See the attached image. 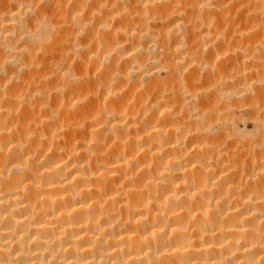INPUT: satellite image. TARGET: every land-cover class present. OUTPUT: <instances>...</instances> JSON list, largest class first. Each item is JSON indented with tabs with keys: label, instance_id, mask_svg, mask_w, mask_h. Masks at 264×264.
Wrapping results in <instances>:
<instances>
[{
	"label": "bare ground",
	"instance_id": "obj_1",
	"mask_svg": "<svg viewBox=\"0 0 264 264\" xmlns=\"http://www.w3.org/2000/svg\"><path fill=\"white\" fill-rule=\"evenodd\" d=\"M47 1L0 0V264H264L250 31Z\"/></svg>",
	"mask_w": 264,
	"mask_h": 264
},
{
	"label": "rangeland",
	"instance_id": "obj_2",
	"mask_svg": "<svg viewBox=\"0 0 264 264\" xmlns=\"http://www.w3.org/2000/svg\"><path fill=\"white\" fill-rule=\"evenodd\" d=\"M42 1H43V3H42ZM46 1L47 0H45V1L41 0L40 4L41 3L47 4V3H45ZM72 2H70V4ZM60 3H61V1H60ZM66 3H67V5H70L66 0L65 1L62 0V4L65 5ZM209 3L211 5H209L208 10H210V8H211L214 11V12L213 11L212 12L214 13V15L216 17L218 16V14H222V15L218 16V19L219 18L221 19V16H222L221 20L224 22H222V21L221 22H222L224 27L226 26L229 28L230 26H232V27H236V26L238 27L239 26L238 28H235V29H239L241 31L240 33H242V34L240 36H241V38L243 37L244 40H245V38H244L243 34L249 35V31H250V34H251L250 38H252V40H253L252 43H253V47H254L253 48L254 49L253 50L254 51L253 52L254 61H255L254 70H255V68H257L255 73L253 72L254 77H255V74L258 72L256 75L257 77L253 78L254 80L252 79L250 83H252V88H254L256 90H257V87L259 85L258 91H259V89L261 90L263 88V90H261L260 92L261 93H262V91L264 92V62H263L264 61V0H226V1H224V0H217V1L209 0ZM222 24H221V26H222ZM230 31L232 32V29ZM245 32H247V33H245ZM225 33H227V32H225ZM246 38H248V36H246ZM258 61H259V63H258ZM256 78H258L257 81L258 80L260 81V82L259 81L256 82V83H258V85H256V83H255ZM262 94L264 95V93H262ZM263 95H259V102L260 101L264 102L263 101L264 97L263 98L261 97ZM260 97L262 98L261 100H260ZM262 102H260V103H262ZM261 106H262V109H264L263 103L261 104ZM259 114H262V112L261 113L259 112ZM263 115L264 114H262V116Z\"/></svg>",
	"mask_w": 264,
	"mask_h": 264
}]
</instances>
